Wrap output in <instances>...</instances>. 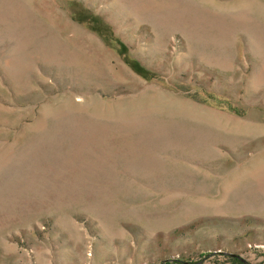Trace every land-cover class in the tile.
Listing matches in <instances>:
<instances>
[{"label":"rangeland","instance_id":"374dc122","mask_svg":"<svg viewBox=\"0 0 264 264\" xmlns=\"http://www.w3.org/2000/svg\"><path fill=\"white\" fill-rule=\"evenodd\" d=\"M172 261L264 264V0H0V264Z\"/></svg>","mask_w":264,"mask_h":264},{"label":"trees","instance_id":"16d2710c","mask_svg":"<svg viewBox=\"0 0 264 264\" xmlns=\"http://www.w3.org/2000/svg\"><path fill=\"white\" fill-rule=\"evenodd\" d=\"M208 255H202L201 257H206ZM181 262L180 261H172V262H169L167 264H180Z\"/></svg>","mask_w":264,"mask_h":264}]
</instances>
